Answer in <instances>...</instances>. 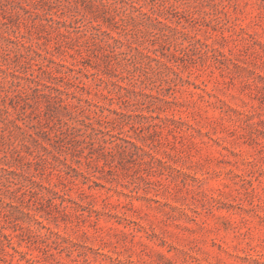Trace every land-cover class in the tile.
<instances>
[{"label":"rangeland","instance_id":"rangeland-1","mask_svg":"<svg viewBox=\"0 0 264 264\" xmlns=\"http://www.w3.org/2000/svg\"><path fill=\"white\" fill-rule=\"evenodd\" d=\"M0 264H264V0H0Z\"/></svg>","mask_w":264,"mask_h":264}]
</instances>
